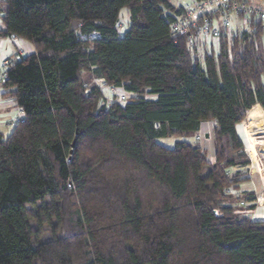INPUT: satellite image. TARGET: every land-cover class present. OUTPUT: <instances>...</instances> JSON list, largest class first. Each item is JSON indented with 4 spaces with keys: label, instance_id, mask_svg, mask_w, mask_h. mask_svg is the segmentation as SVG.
Returning <instances> with one entry per match:
<instances>
[{
    "label": "trees",
    "instance_id": "obj_1",
    "mask_svg": "<svg viewBox=\"0 0 264 264\" xmlns=\"http://www.w3.org/2000/svg\"><path fill=\"white\" fill-rule=\"evenodd\" d=\"M182 11L170 0H3L0 36L34 52L4 81L23 119L0 132V264H264V220L240 216L226 193L251 164L237 125L264 118V26L222 36L201 61L200 40L171 32ZM208 121L213 161L188 141L158 143ZM242 196L254 211L255 193Z\"/></svg>",
    "mask_w": 264,
    "mask_h": 264
},
{
    "label": "built area",
    "instance_id": "obj_2",
    "mask_svg": "<svg viewBox=\"0 0 264 264\" xmlns=\"http://www.w3.org/2000/svg\"><path fill=\"white\" fill-rule=\"evenodd\" d=\"M181 7L182 14L171 24V32L174 36H187L192 45L199 39L218 43L222 36L230 37L236 30L249 31L253 22L264 26V0H192ZM9 37L14 42L20 40L16 35ZM3 65L5 71L0 75L2 82L7 79L10 66L8 62ZM124 101L126 97L121 96L120 102ZM22 119L23 112L20 110L17 118L4 125L14 128ZM2 125L0 123V127ZM233 192L226 190L228 194Z\"/></svg>",
    "mask_w": 264,
    "mask_h": 264
},
{
    "label": "rangeland",
    "instance_id": "obj_3",
    "mask_svg": "<svg viewBox=\"0 0 264 264\" xmlns=\"http://www.w3.org/2000/svg\"><path fill=\"white\" fill-rule=\"evenodd\" d=\"M170 1L174 4L180 0H170ZM129 17H130L129 10L126 8L122 9L121 13H120V23H119V29H120L121 33L123 31H126L129 28ZM199 40H200L199 41L200 43L198 44V46L196 47V49L194 51L195 56L199 60H201V61L203 60L204 54L206 52H210L212 47L214 48V46H213L214 44L216 45V48H217L216 52L219 51L216 42H212L211 40H208V39H206V40L205 39H199ZM263 47H264V39H263ZM83 78L85 79V82H87V88L88 89L95 87V86L101 87V89L104 93V97L107 98V99H105L106 102H108L110 100V98L113 96V94L111 96V93L109 92L108 88L102 83V81L95 80V78L90 73L84 72ZM122 93L125 94V96L127 97L126 102H128V100L131 99V95H129L125 92H122L121 90L117 91L118 95H122ZM115 98L117 99L118 96ZM149 98L155 99L156 97L155 96H149ZM246 118H247V116H246ZM261 120L262 119H260V121ZM260 121L259 120L258 121H250L246 124V126H243L242 122L237 125V132H238V134H239V136H240V138L244 144L245 152L248 154L250 161H251L249 171L245 175L246 178H244V183L241 184L242 188L247 186L248 178L252 175L257 176V180L259 178H262V177L264 178V160L262 159L263 158L262 157V155H263L262 148L264 147V139H263L264 137H260V133L262 131H258L255 134H251L249 132V128H248V126H250V125H251L250 127L258 125V123ZM215 125H216V123L214 121H208V122H205L203 124L202 131L200 133L193 134L190 137H180V136L176 137V136H174V137L167 138V139H159L158 143H160L161 145H163L167 148H172V147H174L175 143L178 141H188L195 146H199V147H202L203 149H205L207 155L210 156V158H212L213 154H214V149H215V137H214ZM262 133H264V132H262ZM205 135H208L209 138L206 139ZM258 153H260V155ZM237 170H238V168L230 169L231 172H236ZM245 171H246V169H243L242 172L245 174ZM239 189L241 190L240 187H239ZM246 193H249V192L246 191ZM242 201H245L244 196L240 197L237 200L234 199V200L229 201V205H232L235 208V210L238 211V214L240 216L244 217V216H247L248 214H250V212L247 211V209L250 205L245 204V207H244L241 205ZM257 220H264V196H261L260 194H258V196H257Z\"/></svg>",
    "mask_w": 264,
    "mask_h": 264
},
{
    "label": "crops",
    "instance_id": "obj_4",
    "mask_svg": "<svg viewBox=\"0 0 264 264\" xmlns=\"http://www.w3.org/2000/svg\"><path fill=\"white\" fill-rule=\"evenodd\" d=\"M2 2L3 0H0V11L2 9ZM191 2L192 0H180L174 3V5L176 7H181L184 4L187 3L189 4ZM3 29H4V24L0 16V31ZM33 52H34V48L32 44H30L29 42L23 39H20L18 42H14L10 39V37L0 36V75L5 71V67L3 65L4 62H8L10 65L14 61H18L21 57L28 56ZM20 110L21 109L17 105L16 100L8 94V90L5 88L4 82L0 81V123L3 124L0 127V132L3 135H5V137L11 134L13 128L5 126L4 123L6 124L12 119L17 118L20 114ZM242 125L246 126V124H242ZM250 126H248V128ZM207 136L208 135H205L206 139L209 138V136L208 137ZM210 160L213 161V157L210 158ZM245 187L242 188V185H240L241 190L239 189L238 191H234L233 194L235 197H241L243 193H245L246 191L254 192L256 196V202H255L256 207L255 210L250 212V214H248L247 216H249L255 222L262 221V220H257V196L258 194L264 196V178L262 177L257 180V176L252 175L250 176L247 186ZM245 204L250 205V203L246 202L243 205L244 207Z\"/></svg>",
    "mask_w": 264,
    "mask_h": 264
},
{
    "label": "bare ground",
    "instance_id": "obj_5",
    "mask_svg": "<svg viewBox=\"0 0 264 264\" xmlns=\"http://www.w3.org/2000/svg\"><path fill=\"white\" fill-rule=\"evenodd\" d=\"M260 121V120H259ZM258 131H262V132H264V119H262L259 123H258V125H255V126H253V127H249V132L251 133V134H255V133H257ZM264 139V138H263ZM257 152V151H256ZM255 153V152H254ZM259 155H260V153H258ZM253 157V156H252ZM262 159L264 160V153H263V155H262ZM256 158V157H255ZM258 160V159H257ZM253 162V161H252ZM256 162V161H255Z\"/></svg>",
    "mask_w": 264,
    "mask_h": 264
},
{
    "label": "water",
    "instance_id": "obj_6",
    "mask_svg": "<svg viewBox=\"0 0 264 264\" xmlns=\"http://www.w3.org/2000/svg\"><path fill=\"white\" fill-rule=\"evenodd\" d=\"M208 137V136H207ZM260 137H264V133H260ZM262 152L264 153V147L262 148Z\"/></svg>",
    "mask_w": 264,
    "mask_h": 264
}]
</instances>
